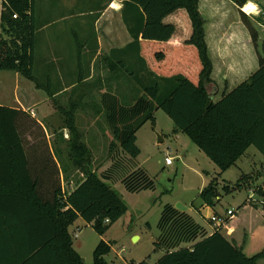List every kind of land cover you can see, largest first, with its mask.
Wrapping results in <instances>:
<instances>
[{"label": "trees", "instance_id": "16d2710c", "mask_svg": "<svg viewBox=\"0 0 264 264\" xmlns=\"http://www.w3.org/2000/svg\"><path fill=\"white\" fill-rule=\"evenodd\" d=\"M122 1L134 41L121 50L123 60L106 58L109 90L92 94L97 102L89 108L77 101L57 109L70 130L68 159L81 176H76L77 186L70 194L64 196L59 174L53 170L31 172L25 135L29 130L34 133L37 122L27 120L21 110L0 105V208L4 201L16 200L22 212H28L23 219L17 217L21 226L18 221L10 224L17 231L0 247V264H87L74 248L69 229L81 218L104 235L127 213L128 206L110 182L122 179L132 193L155 188L154 180L136 162L141 153L137 133L148 122L156 124L158 110L173 120L175 133L188 135L221 171L200 192L201 206L214 208L220 203L221 173L251 146L264 154V56L259 54V68L246 81L216 102L200 1ZM233 2L243 8L248 0ZM35 8L36 0H1L0 71L20 73L53 98L51 79L39 77L35 68ZM241 14L256 44L258 33L248 16ZM114 82L120 86L117 94L110 91ZM99 86L97 82L95 89ZM88 110L106 119L113 134L110 154H115V147L126 154L101 173L91 167L92 150L77 123V114ZM125 165L130 169L120 178L116 170ZM235 189L224 185L226 193ZM234 219L209 233L188 212L166 204L154 243L164 254L155 264H260L264 249L247 255L246 234H237ZM31 223L44 225V230L37 229L34 237L20 231ZM111 251L112 243L102 240L94 251L93 264H112L106 259Z\"/></svg>", "mask_w": 264, "mask_h": 264}, {"label": "crops", "instance_id": "0c3cea01", "mask_svg": "<svg viewBox=\"0 0 264 264\" xmlns=\"http://www.w3.org/2000/svg\"><path fill=\"white\" fill-rule=\"evenodd\" d=\"M199 1L201 14L206 19V40L213 62L211 77L216 84L214 101L217 102L259 68V54L264 56V0H248L247 4L254 6L251 12L244 10L247 4L240 8L233 0ZM123 7L122 0H36L38 28L35 68L39 77L51 79L54 97L51 98L44 90L37 89L34 83L20 73L4 71L0 74V85L4 86L7 80L12 79L15 87L11 96H8L0 86V105L25 112L27 120L34 119L37 122L33 130L40 128L42 131L46 129L43 123L45 105L52 104L58 109L78 101L89 108L91 103L97 102L96 99L93 100L92 94H104L109 90V71L104 66L106 58L113 62L123 60L125 56L121 50L134 41L124 20ZM243 11L251 17L248 18L258 33L256 44L241 18ZM97 82H100V86L95 89ZM119 88L114 82L110 91L117 94ZM5 100L10 103H5ZM82 116L94 120L90 124L92 136L88 140L100 141L105 138L106 123L97 122L101 117H95L91 111L77 114L78 119ZM139 132L140 130L137 133V143ZM52 137L54 147H50V153H45L41 144L45 137L32 135V130L26 133L30 169L33 174L49 170L59 174L66 197L76 188L75 178L79 173L68 159L67 142L70 140V130L61 122ZM47 140L49 141V135ZM88 140L85 139L87 145ZM88 147L90 148L89 145ZM192 206H196L202 214L209 210L211 215L208 216V221L217 213L213 207L201 206L200 203H192ZM189 211L188 207L186 212L192 215ZM26 212H22L20 203L16 200L3 202L0 208V247L6 244L5 240L9 235L17 231L10 228V224L17 222V217H26ZM18 222L21 226L22 223ZM44 227L31 223L26 228L24 226V229L20 227V231L25 230L24 232H29L34 237L37 235L36 230H44ZM205 228L210 231V228ZM70 233L72 234L71 231ZM263 261L264 259L260 264Z\"/></svg>", "mask_w": 264, "mask_h": 264}, {"label": "rangeland", "instance_id": "374dc122", "mask_svg": "<svg viewBox=\"0 0 264 264\" xmlns=\"http://www.w3.org/2000/svg\"><path fill=\"white\" fill-rule=\"evenodd\" d=\"M243 13L245 12L243 11ZM246 15L250 17L248 14ZM252 21L254 22V20ZM1 72L4 71H0V74H2ZM7 81L4 86L3 84L0 86L5 89L8 96H11L15 82L12 79ZM5 103L10 102L5 100ZM43 111V123L46 129L41 131L38 128L32 135L45 137L44 143H41L43 151L50 153V147H54L52 134L61 124V115L52 104L45 105ZM155 117V125L148 122L140 129L137 145L141 153L136 160L139 167L154 180L155 188L132 193L126 189L122 179L110 182L113 189L118 192L128 206L127 213L115 222L104 235L97 233L92 225L81 218L70 227L74 248L87 264L94 263V251L102 240L112 243V251L106 256V259L112 264L157 263L164 251L156 250L154 243L159 236L158 223L166 204L175 206L177 203H182L189 207V212L196 221L202 226L210 228L209 233L214 232L208 221L211 212L207 210L202 214L196 206H192V203L195 205L200 203V192L221 171L188 135L182 132L175 133L176 127L173 120L163 110H158ZM77 122L85 139H90L92 136L90 124L94 120L82 116L80 119L77 118ZM97 122L106 123V136L100 141L88 140V145L92 150L91 167L100 173V171L109 169L114 159H123L126 154L116 147L115 154H110V146L113 141L112 131L104 117L99 118ZM47 135H49L50 142L47 140ZM160 138L163 139L162 142H159ZM167 157L172 159V164H166ZM127 166L116 170L120 178H123L129 171L130 167ZM263 173L264 155L255 146H251L235 165L221 173L219 190L222 198L220 203L214 207L215 212L220 215H226L229 210L235 212L233 222L238 224L237 234L239 236L246 234L244 252L249 256L264 249ZM244 175L248 177L244 178ZM79 177L81 178V176H77V179ZM238 183L242 184V187L237 188ZM224 185L236 189L232 193H226ZM246 205L248 207H245Z\"/></svg>", "mask_w": 264, "mask_h": 264}, {"label": "built area", "instance_id": "2783aa9c", "mask_svg": "<svg viewBox=\"0 0 264 264\" xmlns=\"http://www.w3.org/2000/svg\"><path fill=\"white\" fill-rule=\"evenodd\" d=\"M165 161L167 165L172 164V159L170 157H167ZM234 216H235V212L232 210H229L226 215H220L215 213L212 217H210L209 223L212 229L215 231L220 229L222 226H224ZM75 237H77V234H75Z\"/></svg>", "mask_w": 264, "mask_h": 264}, {"label": "water", "instance_id": "95a60500", "mask_svg": "<svg viewBox=\"0 0 264 264\" xmlns=\"http://www.w3.org/2000/svg\"><path fill=\"white\" fill-rule=\"evenodd\" d=\"M162 141H163V139L160 138V139H159V142H162ZM175 208H177L178 210H180V211H182V212H186V211L188 210V207H187V206H184L182 203H177V204L175 205ZM136 239H137V237H136ZM83 261H84V259H83Z\"/></svg>", "mask_w": 264, "mask_h": 264}, {"label": "bare ground", "instance_id": "6f19581e", "mask_svg": "<svg viewBox=\"0 0 264 264\" xmlns=\"http://www.w3.org/2000/svg\"><path fill=\"white\" fill-rule=\"evenodd\" d=\"M254 6L252 4H247L245 7H244V10L247 11V12H251V10H253Z\"/></svg>", "mask_w": 264, "mask_h": 264}]
</instances>
